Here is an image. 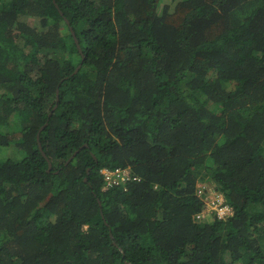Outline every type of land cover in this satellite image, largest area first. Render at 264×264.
I'll return each instance as SVG.
<instances>
[{"label": "trees", "instance_id": "obj_1", "mask_svg": "<svg viewBox=\"0 0 264 264\" xmlns=\"http://www.w3.org/2000/svg\"><path fill=\"white\" fill-rule=\"evenodd\" d=\"M0 264H264V0H0Z\"/></svg>", "mask_w": 264, "mask_h": 264}, {"label": "clouds", "instance_id": "obj_2", "mask_svg": "<svg viewBox=\"0 0 264 264\" xmlns=\"http://www.w3.org/2000/svg\"><path fill=\"white\" fill-rule=\"evenodd\" d=\"M116 169H120L123 171H127L129 173V181H134L135 178L132 177L134 175H132V172L125 168H116ZM107 169V168H102L99 172L101 174V179L104 180V173L107 171H114ZM214 191H212V196H209V194L207 193V186L204 184H198L197 186V191H196V196L199 197L202 202H203V214L202 216L206 215L209 219L212 220V218H214V216H216V218L218 220H227L226 218L231 217L233 214L232 208L227 205L222 197L221 194H219L214 188ZM221 200V201H219Z\"/></svg>", "mask_w": 264, "mask_h": 264}, {"label": "built area", "instance_id": "obj_3", "mask_svg": "<svg viewBox=\"0 0 264 264\" xmlns=\"http://www.w3.org/2000/svg\"><path fill=\"white\" fill-rule=\"evenodd\" d=\"M129 173L120 169L114 171H107L104 173V180L108 185L110 184H125L129 180Z\"/></svg>", "mask_w": 264, "mask_h": 264}, {"label": "rangeland", "instance_id": "obj_4", "mask_svg": "<svg viewBox=\"0 0 264 264\" xmlns=\"http://www.w3.org/2000/svg\"><path fill=\"white\" fill-rule=\"evenodd\" d=\"M164 1H169V0H164ZM162 3H164L163 1H162ZM163 5V4H162ZM161 9H162V6H159V10H158V12H161ZM12 154V153H11ZM207 186V185H206ZM212 191H214L213 190V187H211V186H207V193L209 194V196H212L213 194H212ZM219 201H221V200H219Z\"/></svg>", "mask_w": 264, "mask_h": 264}, {"label": "water", "instance_id": "obj_5", "mask_svg": "<svg viewBox=\"0 0 264 264\" xmlns=\"http://www.w3.org/2000/svg\"><path fill=\"white\" fill-rule=\"evenodd\" d=\"M49 168H50V165H49Z\"/></svg>", "mask_w": 264, "mask_h": 264}]
</instances>
